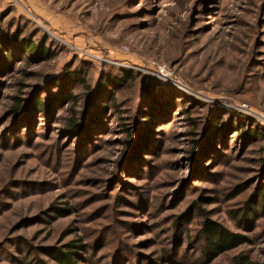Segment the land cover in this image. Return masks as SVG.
Returning <instances> with one entry per match:
<instances>
[{
  "label": "rangeland",
  "instance_id": "rangeland-1",
  "mask_svg": "<svg viewBox=\"0 0 264 264\" xmlns=\"http://www.w3.org/2000/svg\"><path fill=\"white\" fill-rule=\"evenodd\" d=\"M3 38L0 264H264V0H0Z\"/></svg>",
  "mask_w": 264,
  "mask_h": 264
},
{
  "label": "trees",
  "instance_id": "trees-1",
  "mask_svg": "<svg viewBox=\"0 0 264 264\" xmlns=\"http://www.w3.org/2000/svg\"><path fill=\"white\" fill-rule=\"evenodd\" d=\"M15 43L14 41L11 42L10 38L8 39H1L0 40V47H2V45L4 44H12ZM25 51H36L35 48L32 47V45H28L25 46ZM40 54L43 57H46L47 52L46 50L43 48V50L40 51ZM12 55L11 52H7L6 53V58L8 59V57ZM126 78L124 79V81H127L129 79L132 78L131 75H127L126 73ZM79 83H81L83 86L86 85V83L82 80H77ZM87 89L89 90L90 87L86 86ZM72 97V96H71ZM70 99H74L73 97ZM114 100V98H112V101ZM21 105L18 103L14 108L13 111L16 114L21 113ZM38 109L41 112H44L46 109V105L44 103V101L42 100H38L37 102H35V104L32 106V109ZM91 119L88 118L86 119L83 123H80L78 121H76L75 119H71L69 122V128L71 129V131H75V132H82V131H87L90 125ZM264 201V200H263ZM204 232L207 234V237L209 238V247L208 250L205 252L206 256L208 258L213 259L217 256H219L221 253L225 252V251H230L232 249H236L240 244L243 243V238L240 236H232L229 235L226 231H224L222 228H220L218 225L213 224L211 222H205L204 223V227H203ZM80 246H75V245H68V249H79ZM56 260L60 263V264H74L75 262V253L73 251H68L66 253H59L56 256ZM234 264H262V263H258L255 261L250 260L249 258H245L242 256H237L234 258Z\"/></svg>",
  "mask_w": 264,
  "mask_h": 264
}]
</instances>
